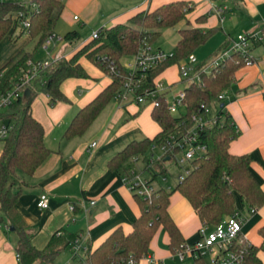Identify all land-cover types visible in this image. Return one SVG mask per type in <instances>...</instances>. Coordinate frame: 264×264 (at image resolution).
<instances>
[{"label": "trees", "instance_id": "16d2710c", "mask_svg": "<svg viewBox=\"0 0 264 264\" xmlns=\"http://www.w3.org/2000/svg\"><path fill=\"white\" fill-rule=\"evenodd\" d=\"M65 2L66 0H0V43L7 35L13 36L16 28L21 25L14 16L23 12L30 19L31 39H38L37 47L43 45L47 36L54 33ZM192 10L193 5L188 6L187 1L174 0L154 9L139 11L126 22L100 27L97 37H91L72 54L54 58L35 78L36 90H31V96L28 98L24 93L5 110L4 116L14 121V128L0 154V230H8L13 226L17 232L18 264H53L59 253L70 245L69 240L58 236L56 232L45 248H36L31 240L32 231L16 207L24 186L28 185L25 176L32 175L52 152L45 142L44 126L32 112L38 85L49 97L50 104L68 100L61 89L64 80L88 76L79 61L81 56H86L110 75V84L75 114L64 133L66 138L82 135L122 91L128 74L123 58L138 53L143 41L153 43L161 34L162 28L176 26L183 20L187 22V27L179 30L180 37L173 55L147 73L146 85L153 86L160 80L159 76L165 69L172 65L179 66L181 61L214 34L213 28L203 30L191 22L188 14ZM204 18L198 17L196 21L201 22ZM25 30L23 27V31ZM256 33V38H250L248 53L232 51L209 71L203 70V64L193 68L192 73L199 72L200 79L189 80L184 88L186 96L182 112H171L167 94H160L157 97L158 104L152 106V116L160 125V131L153 138L131 141L110 159L109 165L115 170L123 168L125 173L131 168H124L125 165L133 162L137 155H143L148 162V152H151L154 144L162 143L172 133L187 129L193 124V114L218 102L219 94L228 92L231 88L236 71L246 64L249 55L254 57V48L264 46V24ZM64 38L70 44H75L81 39V34L78 30H70L65 33ZM223 47L227 49L229 45ZM29 58H32V53L22 47L0 67V71H4L0 92L12 87ZM219 103L216 121L205 125L199 133V142L205 143L207 150L191 160L190 172L171 189L160 183L151 198L134 193L140 206V214L134 221L132 230L125 232L121 227L114 229L96 249L87 253L82 264H127L130 260L137 262L151 251V240L160 227L168 232L170 248L176 252L185 238L169 210L175 192L186 197L202 223L210 227L234 215L239 210L238 200L249 209L264 204V189L250 168L253 157L248 153L234 154L230 151V144L240 131L226 110V102ZM153 165V169L149 170L153 178L159 179L160 175L167 174L168 169L163 159L156 160ZM259 232L264 239V225ZM262 247L263 245L252 243L236 246L245 251L239 264H263L259 256ZM203 258L204 256L195 258L192 264H204Z\"/></svg>", "mask_w": 264, "mask_h": 264}, {"label": "crops", "instance_id": "0c3cea01", "mask_svg": "<svg viewBox=\"0 0 264 264\" xmlns=\"http://www.w3.org/2000/svg\"><path fill=\"white\" fill-rule=\"evenodd\" d=\"M170 1L174 0H66L57 23L63 29L59 34L64 36L70 30H78L81 34L82 27L94 28L88 38L81 35L78 43L70 44L66 40L58 43L54 58L72 54L91 39L98 26L126 22L139 11L154 9ZM185 1L193 5L188 18L194 25L203 30L213 28L214 33L227 28L225 44L229 46L236 37H230L227 24H243L247 33L260 31L264 24V0ZM218 7L223 9L221 13ZM198 17L205 18L197 22ZM234 25L232 23L231 27ZM252 55L255 62L236 71L224 101L240 131L231 142L230 151L234 154L248 153L253 157L251 171L264 189V46L254 48ZM79 61L88 76L64 80L61 89L68 100L52 105L44 92L42 101L35 100L34 96L32 112L42 122L45 142L52 152L29 176L28 185L24 186L27 190L16 204L32 231L33 245L38 249L45 248L53 234L58 232V236L70 241L68 249L73 252V259H77L75 264H82L87 253L96 249L114 229L132 230L140 214V206L123 180L127 172L124 173L123 168L113 169L109 161L131 141L153 138L160 131V125L152 116L151 105L114 99L82 135L66 138L65 130L75 114L111 82V77L100 67ZM172 67L177 68V65L168 67L159 76L161 81L167 78L170 86L183 81L178 69L174 77L166 75ZM93 142H96L95 146ZM128 166L134 168V163H127L124 168ZM167 182L168 178L162 183L167 186ZM41 193L48 195L47 208L37 205ZM238 207L244 217L242 234L253 245H263L259 256L264 264V239L259 232L264 225V204L250 212L238 200ZM169 210L185 242L196 241L203 223L190 201L175 192ZM6 229L0 230V264H18L17 242L13 244ZM77 239H80L82 247L74 254L72 246ZM150 249L148 255L153 257V261L146 255L127 264H192L195 260L191 255L181 259L171 250L169 234L163 227L152 238ZM202 261L215 264L210 255L204 256Z\"/></svg>", "mask_w": 264, "mask_h": 264}, {"label": "built area", "instance_id": "2783aa9c", "mask_svg": "<svg viewBox=\"0 0 264 264\" xmlns=\"http://www.w3.org/2000/svg\"><path fill=\"white\" fill-rule=\"evenodd\" d=\"M188 6H192V3H188ZM218 12H222V8H217ZM77 19L78 16L76 15ZM14 19L20 21L21 25L27 30H30V19L23 12L14 16ZM98 31L95 30L92 33V37H97ZM257 37V33H240L237 38H235L229 48L225 49L221 56L212 62V67L226 57L232 51L240 50L244 53H248L250 47V38ZM65 41L63 35L60 34H50L45 39L43 46L49 48L53 44H58ZM172 53H167L161 48H155L152 43L148 41H143L142 46L138 53L133 55L130 60H128L125 65L128 69V74L123 82V89L118 94L116 99L120 101H133L138 104L146 105H157V97L166 93L163 81L157 80L155 85L147 86V73L161 65L168 57L172 56ZM190 66L183 65L180 66L181 77L187 79L188 81L199 80V72L192 73L193 67L191 63L195 59V55L191 53L187 58ZM184 59V60H185ZM255 62L254 57L250 55L247 58L246 65H251ZM49 62H44L41 60H34L29 58L26 61L25 68L23 69L21 75L16 79L11 88L0 92V154L4 150V145L7 137L10 135L12 129L14 128V121L8 119L4 116V112L7 108L11 107L14 102L19 99L26 91V89L36 90L34 85V80L39 74V72L48 67ZM211 67V68H212ZM205 71H209L208 67L203 68ZM4 75V71H0V82ZM227 92H222L218 96V102L224 101L226 99ZM186 93L185 89L177 92L173 95L172 101L169 99L168 108L171 112L177 113L184 108V99ZM216 115V114H215ZM211 114L210 106H205L203 111L193 114V124L183 131L170 134L165 141L160 144H154L149 153V161H145V170L149 172L148 177L142 176V173L137 172L135 168L129 169V171L123 176V180L126 185L135 194L141 195L144 198H151L153 193L159 188L160 183L166 182V175H160L159 179L153 178L150 173V169L154 167L153 163L158 159H165V157L170 156L176 158L179 153L183 156L180 157L179 162L183 165L188 161V166L185 167L183 173L179 174L178 180H182L185 175L190 172V162L194 158L201 156L207 150V145L205 143L199 142L200 130L204 128L207 124H212L216 121V116ZM93 146L96 142L92 143ZM160 147L163 154L161 156H156L154 149ZM185 147H189L185 150ZM141 155L135 156L133 162L139 160ZM166 162V161H164ZM168 189L171 187L167 186ZM95 203V201H91ZM37 205L40 208H47L49 206V198L46 193H41ZM255 207L250 208V212H254ZM244 217L241 211L238 210L234 215L222 220L213 227L207 226L205 224L199 230V237L193 243L184 242L176 250L175 254L181 259L186 258L188 255L197 258L199 256L210 255L213 258L215 264H239L243 258L245 251L243 249H237L236 246L250 243L248 242L242 234ZM251 244V243H250ZM82 244L80 239H77L73 243L74 254H77L81 249ZM149 259L153 261V257L148 255ZM19 258V254H17ZM129 263H133L130 260Z\"/></svg>", "mask_w": 264, "mask_h": 264}, {"label": "rangeland", "instance_id": "374dc122", "mask_svg": "<svg viewBox=\"0 0 264 264\" xmlns=\"http://www.w3.org/2000/svg\"><path fill=\"white\" fill-rule=\"evenodd\" d=\"M232 23L233 24L235 23V25L231 27ZM227 25L229 27L228 29L231 31L230 37L235 36L237 38L238 34L248 32V30L245 28L243 24L238 25V23L236 22H231V24H227ZM185 27H187V24H186V21L183 20L176 26L162 28L161 34L158 36L157 39L154 40L152 45L155 48L161 47L167 53H172L180 37L179 30ZM93 28L94 27L92 26H87V27L85 26V27L80 28L81 35L83 36V38H88ZM98 28L99 26L97 27L96 30H98ZM225 29L227 30V28ZM225 29L224 30L220 29L217 32H215L204 44L200 45L194 50L193 54L195 55V59L191 63V66L193 68L197 67L200 64H203V68L208 67V70L211 69L212 62L215 59L219 58L222 52L225 50L223 47L224 45H226L225 43L227 41V35L225 33L226 31ZM59 32H63V29L60 27V25H57L55 28L54 34H59ZM37 42H38V39H31L29 31L27 30L23 31L22 25L18 26L12 38H11V35H7L0 43V67L3 66L4 63L17 50H19L22 47H24L27 51L32 53V58L34 60H41L44 62L51 63L54 59L53 53L57 47V44H53L49 48H45L43 45L37 47ZM36 47L37 49H35ZM131 57L132 56H125L123 58V62L126 63L128 60L131 59ZM80 59L83 60L84 63L89 62V63L94 64L86 56H81ZM183 65L190 66L188 59L181 61L180 65L177 66V68L175 67L170 68L171 70L166 72V75H168L170 78L174 77L176 69H178L179 71L180 66H183ZM188 82L189 81L187 79H184L182 82H178L177 84L170 86V83L167 82V78H166V80L163 81V84H164V87L166 88L165 91L167 92L168 99L172 101L173 95L183 90L187 86ZM42 99H43V91L39 84L37 87V93L35 96V100L42 101ZM219 106H220L219 102H215L211 104L210 111L212 115H215L217 113V109ZM182 111H183V108H181V112ZM188 148L189 147H185V150H187ZM154 153L157 157L163 154L160 147L158 146L154 149ZM181 156H183V154L179 153L176 156V158H172L171 160H168L165 162L167 169H168L167 174H166V177L168 178L167 186L170 185L172 186L171 188H173L177 184L179 174L183 173L185 170V167L188 166L189 164L187 161L183 165H181L179 162V159ZM133 163H134L133 167L137 170V172L142 173V176L144 177L149 176V172L145 170V160H144L143 155H141L139 160ZM25 179L28 180L29 176H25ZM26 190L27 189H25L24 187L23 193H25ZM5 231L8 233L10 240L13 241V244H15V242H17L18 240L17 232L11 229H8ZM75 261H77V259H73V252L70 249H68V247H66L59 253L54 263L55 264H75L76 263Z\"/></svg>", "mask_w": 264, "mask_h": 264}, {"label": "water", "instance_id": "95a60500", "mask_svg": "<svg viewBox=\"0 0 264 264\" xmlns=\"http://www.w3.org/2000/svg\"><path fill=\"white\" fill-rule=\"evenodd\" d=\"M31 94H32L31 89H26L25 96L29 98L31 96ZM221 106H223V104H221ZM170 158H171L170 156H167V157H165L164 161H168V160H170ZM10 229L14 230V227L11 226Z\"/></svg>", "mask_w": 264, "mask_h": 264}]
</instances>
